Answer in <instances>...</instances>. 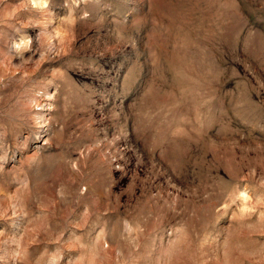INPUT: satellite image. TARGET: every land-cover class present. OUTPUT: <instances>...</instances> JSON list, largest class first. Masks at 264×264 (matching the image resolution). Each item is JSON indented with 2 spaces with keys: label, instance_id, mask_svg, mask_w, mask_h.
<instances>
[{
  "label": "rangeland",
  "instance_id": "1",
  "mask_svg": "<svg viewBox=\"0 0 264 264\" xmlns=\"http://www.w3.org/2000/svg\"><path fill=\"white\" fill-rule=\"evenodd\" d=\"M0 264H264V0H0Z\"/></svg>",
  "mask_w": 264,
  "mask_h": 264
}]
</instances>
